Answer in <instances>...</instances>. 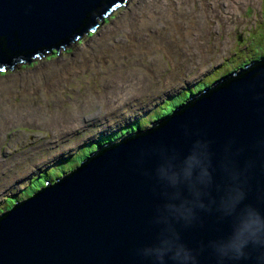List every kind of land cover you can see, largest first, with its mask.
I'll use <instances>...</instances> for the list:
<instances>
[{
	"label": "water",
	"instance_id": "obj_1",
	"mask_svg": "<svg viewBox=\"0 0 264 264\" xmlns=\"http://www.w3.org/2000/svg\"><path fill=\"white\" fill-rule=\"evenodd\" d=\"M125 0H0V71L30 62L85 31ZM25 61V62H24ZM208 145L218 203L238 174L248 202L264 209V58L236 70L150 127L93 152L73 170L0 215V264H148L166 203L161 157ZM208 203V201H206ZM183 241L201 249L226 234L216 210L198 209ZM200 264H216L209 252Z\"/></svg>",
	"mask_w": 264,
	"mask_h": 264
},
{
	"label": "rangeland",
	"instance_id": "obj_2",
	"mask_svg": "<svg viewBox=\"0 0 264 264\" xmlns=\"http://www.w3.org/2000/svg\"><path fill=\"white\" fill-rule=\"evenodd\" d=\"M207 3L125 0L90 36L0 71V212L96 144L264 57V0H241L229 15L219 0Z\"/></svg>",
	"mask_w": 264,
	"mask_h": 264
},
{
	"label": "clouds",
	"instance_id": "obj_3",
	"mask_svg": "<svg viewBox=\"0 0 264 264\" xmlns=\"http://www.w3.org/2000/svg\"><path fill=\"white\" fill-rule=\"evenodd\" d=\"M211 168L208 145L200 140L193 141L183 155L172 152L161 157L155 176L165 190L166 203L158 219L157 237L143 251L148 264H200L204 251L216 264H264V209L248 202L235 172L228 173L229 184L218 203L211 201ZM211 203H216V210L229 222V230L194 249L183 241L175 224L190 226L197 210H207Z\"/></svg>",
	"mask_w": 264,
	"mask_h": 264
},
{
	"label": "bare ground",
	"instance_id": "obj_4",
	"mask_svg": "<svg viewBox=\"0 0 264 264\" xmlns=\"http://www.w3.org/2000/svg\"><path fill=\"white\" fill-rule=\"evenodd\" d=\"M216 1L217 0H213V3L211 4V3H207L208 5H211V8H215V6H217V4H216ZM221 3H223V4H226V6H225V11H226V14L225 15H229V13L228 12H230L231 11V8L233 7H235V5L236 4H239L240 2H241V0H219ZM121 5V4H120ZM120 5H118V6H116L115 8H117V7H119ZM115 8H113L112 10H110L109 12H107L106 13V15L107 14H111L113 11H114V9ZM232 12L233 13H236V11H235V9H232ZM227 17V16H226ZM97 19H101L102 21H105L104 19V16L103 17H100V18H97ZM96 19V20H97ZM94 29H96V28H94ZM200 30H202L201 28H195V30H193V31H188V33H192V38L193 39H195L198 35H199V33H200ZM86 32H93V30L92 31H86ZM89 35V34H88ZM81 36V35H80ZM80 36H78L75 40H78V38L80 37ZM262 58H264V57H262ZM261 59V58H260ZM253 62H255V61H253ZM250 64V63H249ZM247 66V65H246ZM246 66H243V67H241V68H244V67H246ZM240 69V68H239ZM238 69V70H239ZM236 71V70H235ZM235 71H233V72H231V73H234ZM2 72H5V71H2ZM231 73H229V74H231ZM229 74H227V75H229ZM227 75H224V76H222V78L223 77H225V76H227ZM154 80V79H153ZM220 80V79H219ZM218 81V80H217ZM215 83V82H214ZM214 83L211 85V86H209V87H212L213 85H214ZM206 88H208V87H206ZM206 88H204L203 90H201V91H199V92H196L195 94H193V95H191V97H189L186 101H184L183 103H181L179 106H182V105H184L185 103H187L192 97H194V96H196V95H198V94H200L201 92H203ZM179 106H177V107H174L172 110H170L167 114H165V116H163V117H166V116H168V115H170V114H172V112H173V110L174 109H176V108H178ZM163 117H160L159 119H161V118H163ZM159 119H155V120H152V121H150V122H148V124H146L145 125V127H143V128H136V129H134V131H132V132H135L137 129H139V130H143V129H146V128H148V127H150L151 126V124L152 123H154V122H156L157 120H159ZM129 133H131V132H129ZM129 133H127V134H124V135H122V136H120V137H118V139L117 140H115V141H113L112 143H108V144H106V145H109V144H113V143H115V142H117L118 140H120L121 138H123V137H125L126 135H128ZM96 135V134H95ZM105 145V146H106ZM101 149V148H100ZM95 152V151H94ZM92 154V153H91ZM89 155H87L86 157H88ZM85 159V157L82 159V160H84ZM81 160V161H82ZM80 161V162H81ZM80 163H78L75 167H77L78 165H79ZM74 167V168H75ZM73 168V169H74ZM73 169H70L68 172H70L71 170H73ZM68 172H66V173H64L63 174V176L65 175V174H67ZM62 177V175H60V177H57V178H55L52 182L51 181H47L46 183H54L56 180H58L59 178H61ZM45 183V184H46ZM44 184V185H45ZM44 185L43 186H41V187H39L35 192H37L39 189H41L42 187H44ZM34 192V193H35ZM33 193V194H34ZM32 195V194H31ZM30 197V196H29ZM28 198V197H27ZM24 199H26V198H24ZM21 200H23V199H21ZM21 200H17V201H15V203L16 202H18V201H21ZM15 203H12L11 205H10V207L9 208H4L3 210H1L2 212H0V215L3 213V212H6V211H8V210H10L13 206H14V204ZM7 206V205H6Z\"/></svg>",
	"mask_w": 264,
	"mask_h": 264
},
{
	"label": "trees",
	"instance_id": "obj_5",
	"mask_svg": "<svg viewBox=\"0 0 264 264\" xmlns=\"http://www.w3.org/2000/svg\"><path fill=\"white\" fill-rule=\"evenodd\" d=\"M109 14H107V15H105L104 16V20H106V18H107V16H108ZM92 34V32H89V36ZM50 57V56H49ZM252 63V62H251ZM248 65V64H247ZM243 66H245V65H243ZM222 78V77H221ZM221 78H219V79H221ZM114 140H108L105 144H96V146L95 147H93L94 148V150L93 151H91V152H88L87 153V155H90L91 153H93L94 151H97V150H99L100 148H102V147H104L106 144H108V143H112ZM87 155H84V157H86ZM83 157V158H84ZM80 163V162H79ZM76 165H73L70 169H73L74 167H75ZM66 171H68V170H63V172H61V174L60 175H62L63 176V174L66 172ZM60 175H58V176H56V177H54L53 178V180L55 179V178H57V177H60ZM51 182H52V179L50 180Z\"/></svg>",
	"mask_w": 264,
	"mask_h": 264
}]
</instances>
